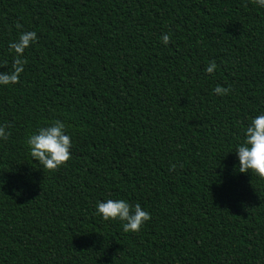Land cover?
<instances>
[{
	"label": "trees",
	"instance_id": "1",
	"mask_svg": "<svg viewBox=\"0 0 264 264\" xmlns=\"http://www.w3.org/2000/svg\"><path fill=\"white\" fill-rule=\"evenodd\" d=\"M21 31L38 39L0 85V264H264V179L235 152L264 114V7L0 0V72ZM54 120L71 159L49 171L26 141ZM108 199L151 220L125 232L97 214Z\"/></svg>",
	"mask_w": 264,
	"mask_h": 264
},
{
	"label": "clouds",
	"instance_id": "2",
	"mask_svg": "<svg viewBox=\"0 0 264 264\" xmlns=\"http://www.w3.org/2000/svg\"><path fill=\"white\" fill-rule=\"evenodd\" d=\"M253 4L264 7V0H252ZM17 30H21L23 25L16 22ZM38 39L35 31H21L19 39L9 44L10 49L16 53L9 72H0V85H10L19 83L20 75L24 72L26 60L22 59L26 48ZM162 42L168 45L171 36L163 34ZM7 66L5 63L3 67ZM217 69L216 62L210 61L205 71L214 74ZM231 87L225 88L217 85L214 93L220 96L230 94ZM11 125H0V139L7 140L11 133L6 131ZM67 133V125L61 120L52 121L47 127H40L36 133L27 138V145L30 148V155L43 166V169L55 171L66 165L71 159L72 138ZM246 138L244 142L236 148L235 152L239 158V171L248 173L251 171L261 179H264V114L258 115L250 122V126L245 129ZM177 164H170L169 171H174ZM182 167V165H180ZM97 214L101 215L105 221H123L125 232L138 233L143 225L151 220L149 212L145 211L139 203L130 204L126 200L108 199L106 202L97 203Z\"/></svg>",
	"mask_w": 264,
	"mask_h": 264
}]
</instances>
